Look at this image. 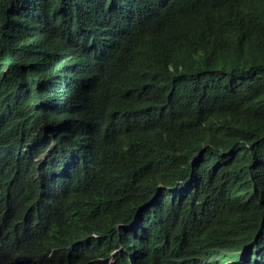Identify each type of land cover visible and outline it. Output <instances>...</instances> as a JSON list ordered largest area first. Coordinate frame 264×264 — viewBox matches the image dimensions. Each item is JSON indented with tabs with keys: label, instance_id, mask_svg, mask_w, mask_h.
Returning a JSON list of instances; mask_svg holds the SVG:
<instances>
[{
	"label": "trees",
	"instance_id": "obj_1",
	"mask_svg": "<svg viewBox=\"0 0 264 264\" xmlns=\"http://www.w3.org/2000/svg\"><path fill=\"white\" fill-rule=\"evenodd\" d=\"M95 142L111 178L89 169ZM36 157L106 206L91 264L139 243L144 264L205 242L264 258V0H0V186ZM178 219L203 222L174 250Z\"/></svg>",
	"mask_w": 264,
	"mask_h": 264
},
{
	"label": "clouds",
	"instance_id": "obj_2",
	"mask_svg": "<svg viewBox=\"0 0 264 264\" xmlns=\"http://www.w3.org/2000/svg\"><path fill=\"white\" fill-rule=\"evenodd\" d=\"M54 67L57 68L56 63ZM48 70L46 69V74ZM103 147V150L101 149ZM89 169L97 176L111 178L113 166L108 151L101 142H95L88 152ZM104 158V159H102ZM102 159V160H101ZM41 164L39 158H31L25 166V173L19 180L10 179L0 186V264H91L102 261L93 256L85 258V250L92 247L94 231L84 234L88 223L98 215L99 205L95 197L76 193L75 185L80 176L64 163L61 167L69 172H54ZM58 177L45 189L44 179ZM67 179V180H64ZM75 191V192H74ZM93 237V238H92ZM43 239L44 249L29 250V242ZM91 243L85 245V243ZM182 246V245H181ZM145 249L140 243L124 251V261L129 264H144ZM205 253L195 257H185L179 253L172 259L179 264H243V251L235 250L229 258L218 246L205 242ZM239 251V252H236ZM115 255V251H111ZM237 258H236V257ZM258 256V255H256ZM264 258L249 260L250 264H264ZM113 259L100 264H111ZM228 261V262H227Z\"/></svg>",
	"mask_w": 264,
	"mask_h": 264
},
{
	"label": "bare ground",
	"instance_id": "obj_3",
	"mask_svg": "<svg viewBox=\"0 0 264 264\" xmlns=\"http://www.w3.org/2000/svg\"><path fill=\"white\" fill-rule=\"evenodd\" d=\"M101 149L103 150V147L101 146ZM50 159V158H49ZM102 159H104V158H102ZM101 159V160H102ZM62 162H68V160H63ZM50 163V162H49ZM52 163H54V162H52ZM58 163H61L60 161L58 162ZM49 169H52V170H54V172H69L70 170H68V171H66V170H64V169H62V168H49ZM76 171V170H75ZM71 172V171H70ZM72 173V172H71ZM139 174H141V173H139ZM59 178L58 177H50V178H46V179H44L43 180V182L45 183V189H48V187H49V185H51L52 183H54V181H56V180H58ZM64 180H67V179H64ZM166 198H171V197H166ZM172 198H174V197H172ZM184 203H187V204H189V201H186V202H183L181 205H183ZM93 207H96V208H98L97 209V213H96V215H99L100 213H101V215H103V217H104V215L106 214V211H105V209L103 208V207H106V206H103V204L102 203H100L99 205H94ZM156 208H158V207H156ZM183 213V210L182 209H180V210H178V214H182ZM208 214V213H207ZM209 215V214H208ZM102 217V218H103ZM203 222V220H194V219H188V220H186V224L188 225L187 227H182V225L184 224V222H183V220L182 219H178V226L176 227V235L174 236V238L172 239V240H169V241H167V244H168V246H170V248L171 249H174V250H176L177 249V247H178V245H182V246H184V244H190V242L188 241V240H186L182 235H186V234H188V230L192 227V225L194 224V223H196V224H200V223H202ZM141 224V223H140ZM141 226H143V224H141ZM140 228V227H139ZM141 228H146V227H141ZM199 230L200 231H202V227H200L199 228ZM133 236V235H132ZM132 236H131V239H132ZM204 236V235H203ZM194 240L195 239H193L192 241H191V243H194ZM89 244H91V243H85V245H89ZM150 252V250L148 251L146 248L143 250V254H144V256H146L148 253ZM167 256H169V251L167 252ZM170 258V257H169ZM168 258V259H169ZM0 262H6V261H0ZM134 262L135 261H132V262H130L129 264H134ZM263 263H264V260H263Z\"/></svg>",
	"mask_w": 264,
	"mask_h": 264
},
{
	"label": "rangeland",
	"instance_id": "obj_4",
	"mask_svg": "<svg viewBox=\"0 0 264 264\" xmlns=\"http://www.w3.org/2000/svg\"><path fill=\"white\" fill-rule=\"evenodd\" d=\"M24 17H25V16H23V20H24ZM236 252H239V251H236ZM227 262H228V261H227Z\"/></svg>",
	"mask_w": 264,
	"mask_h": 264
},
{
	"label": "water",
	"instance_id": "obj_5",
	"mask_svg": "<svg viewBox=\"0 0 264 264\" xmlns=\"http://www.w3.org/2000/svg\"><path fill=\"white\" fill-rule=\"evenodd\" d=\"M59 179H63V178H59Z\"/></svg>",
	"mask_w": 264,
	"mask_h": 264
}]
</instances>
